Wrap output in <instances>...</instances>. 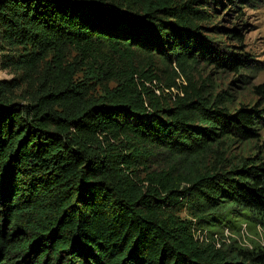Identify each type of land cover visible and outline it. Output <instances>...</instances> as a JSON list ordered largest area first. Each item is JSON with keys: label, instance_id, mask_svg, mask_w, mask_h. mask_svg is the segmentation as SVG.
<instances>
[{"label": "trees", "instance_id": "16d2710c", "mask_svg": "<svg viewBox=\"0 0 264 264\" xmlns=\"http://www.w3.org/2000/svg\"><path fill=\"white\" fill-rule=\"evenodd\" d=\"M203 2L0 0V40L34 45L14 65L42 68L27 104L9 97L16 81L0 84V264H264L260 238L224 240L239 220L264 227V140L229 157L262 138L264 83L255 105L233 109L191 73L202 61L254 74L264 64L205 36L216 16ZM159 155L168 167L153 170Z\"/></svg>", "mask_w": 264, "mask_h": 264}, {"label": "rangeland", "instance_id": "374dc122", "mask_svg": "<svg viewBox=\"0 0 264 264\" xmlns=\"http://www.w3.org/2000/svg\"><path fill=\"white\" fill-rule=\"evenodd\" d=\"M211 1L209 5L204 2L202 5L207 7L212 15L216 16L213 20L207 24L209 28L205 31V36L210 37L219 45L218 47H223L229 52L238 53L244 55L247 60L246 64L249 67L261 66L264 64V0H245L244 2H231L230 0H209ZM220 25L228 29H238L241 31L243 40H237L233 38L232 34L226 35L224 31H219L215 33L212 26ZM25 48L29 50L34 48V45L27 43L24 47L22 45L6 44L0 40V84L1 82L11 83L16 81L18 84L15 94L9 95V97L17 103L27 104L29 97L33 91L39 87L42 79V68L38 71H28L21 69L14 65L13 61L19 58L20 52ZM65 63H74L82 69H79L76 73V78L78 80H84V64L77 59V53L74 49L70 47L65 48ZM51 58V54L48 56ZM171 70V68H170ZM191 73L198 79L200 85L204 84V89L206 92H227L231 98H233V103L231 106L233 109L239 108L242 104L246 106H253L258 100V97L253 93V86L257 84L264 83V69L258 71L254 74L252 69L243 70L241 72L234 71L228 67L217 68L215 65L207 64L202 61ZM161 74L168 79V72H161ZM181 75L176 79L178 84L186 83L185 76ZM209 77L208 80H205ZM248 80V81H247ZM88 82V81H87ZM114 82H110L109 86L113 87ZM89 88V93L94 96L99 95L103 92V85L98 82H91L87 85ZM166 89L165 93H169ZM171 93L182 95L181 89L174 87L170 90ZM31 101V99H30ZM261 140L258 142L241 143L234 144L229 153V157L238 162L245 155H252L257 152L258 143L264 140V128L261 130ZM255 147V148H254ZM168 161L159 155L153 162V170L167 169ZM183 217L188 216V212L184 210L180 214ZM239 223H243V227H247L250 231L252 237H250V242L252 244L259 243L262 227L260 224H256L253 227L246 225L245 220H239ZM262 231V233L260 232ZM237 235L241 234V231L234 230Z\"/></svg>", "mask_w": 264, "mask_h": 264}, {"label": "built area", "instance_id": "2783aa9c", "mask_svg": "<svg viewBox=\"0 0 264 264\" xmlns=\"http://www.w3.org/2000/svg\"><path fill=\"white\" fill-rule=\"evenodd\" d=\"M263 231V230H262ZM262 231H260L262 233ZM206 234L207 231H206ZM219 233H216L215 236L220 239ZM250 233L248 232V230L244 227L242 230H241V234L240 235H237L236 233H233L232 231H230V229H225L224 230V240L227 242V243H230L233 239L232 238H235L238 240V242L241 244V245H245V246H252L251 243H249L248 239L250 237ZM260 239H261V242H263V233L261 234L260 236Z\"/></svg>", "mask_w": 264, "mask_h": 264}, {"label": "clouds", "instance_id": "9594fccd", "mask_svg": "<svg viewBox=\"0 0 264 264\" xmlns=\"http://www.w3.org/2000/svg\"><path fill=\"white\" fill-rule=\"evenodd\" d=\"M243 228H244V227H242V229H243ZM242 229H241V230H242ZM246 229H247L248 232L250 233V231H249V229H248L247 227H246ZM262 230L264 231V228H262ZM233 232H234V231H233ZM234 233H235V232H234ZM250 235H251V234H250ZM250 237H252V235H251ZM250 237H249V239H248L249 243H251V242H250ZM251 245H252V243H251Z\"/></svg>", "mask_w": 264, "mask_h": 264}]
</instances>
